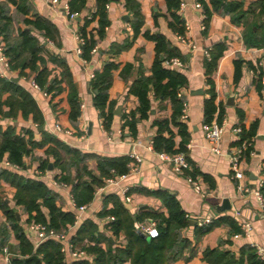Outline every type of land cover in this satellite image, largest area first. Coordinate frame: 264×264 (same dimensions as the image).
<instances>
[{
    "label": "crops",
    "instance_id": "1",
    "mask_svg": "<svg viewBox=\"0 0 264 264\" xmlns=\"http://www.w3.org/2000/svg\"><path fill=\"white\" fill-rule=\"evenodd\" d=\"M70 1L60 0L53 3L50 0H29L32 13L51 21L58 32L57 42L40 38L47 50L64 61L66 67L59 66L46 56L51 79L60 80L64 69H67L69 81H62L59 94L48 93L49 97L46 98L42 92L31 87L33 76H21L12 70L6 79H18L17 82H12L20 85L32 96L41 121H34L32 116L25 119L20 114L11 118L7 112L6 118L0 120V128L14 127L21 135L26 131H33L37 141L42 139L41 133L47 132L68 147L93 155L88 161V166L95 174L98 173V157H129L135 164L134 157L137 156L141 162L136 171H131L130 168V172L125 174V179H119L120 176L114 178L117 183L113 185H108L106 179L104 185L96 188L93 201L87 204L86 211L79 218L76 217V205L71 200V184L65 182L67 186L62 187L56 183L59 181L57 176L61 173L60 169L53 167L52 170H40L38 159L46 157L43 150H37L33 157L27 158L26 168L12 171L23 177L44 182L57 195V205L63 211L75 214V224L68 227V239L67 243H64L66 245L72 243V238L85 222L92 221L98 227L104 249L108 248L109 242L124 247L127 243L125 234L122 232L116 236L107 226L109 218L114 216H101L106 197L115 195L121 200L133 221L135 231L138 232L140 225L150 220L158 227V221L152 218L139 220L143 213L154 212L168 216L160 198V193H168L178 201L191 221V226L183 232L190 245L170 264H218L206 260L207 252L215 255L227 253L231 257V264H252L251 257L255 255L253 246L264 247V203H260L255 195V191L264 183V48L249 47L244 38L245 23H235L230 14L211 10L212 15L206 22L204 5L209 4V0H179L178 14L185 22L184 35L171 29L173 18L166 0H135L143 18L138 31L132 25L134 13L126 8V0H108L106 10L109 25L102 38L97 34L98 18L88 27L87 31L94 36L97 45L93 49L95 52L92 50L90 59H86L77 52V35L84 25L85 18L90 19L97 10L98 0H87L86 9L77 14L75 19H71L66 10ZM255 1L261 0H246L244 10ZM197 5L201 7L198 8ZM262 21L264 23V16ZM246 22L251 23L252 18ZM33 32L39 36L37 31ZM145 33L163 35L169 47L180 51L182 55V58H177L183 61L185 68H169L181 72L188 80V85L182 90L188 114V120L184 122L190 133L187 152L183 153L190 165L185 175L202 184L204 196L196 193L184 176H177L172 166L162 160L153 148L152 141L157 135L154 122L171 117L170 102L156 101L151 96L153 101L150 117L139 122L135 135L124 127L123 116L135 111L139 105L138 99L129 93L130 86L141 73H151L156 57V43L148 40L144 36ZM179 37L186 41L182 42ZM216 45H225L226 52L219 60L216 71L210 76V84L205 61L210 59V52ZM118 47L123 48L115 54L114 51ZM237 61L241 63L239 77ZM109 64L117 66L112 72L113 81L109 90V102L114 118L110 128L105 129L100 112L94 104L97 90L92 87V81L96 73L102 72ZM71 92L77 94L80 103V115L75 120L71 118ZM212 92L216 94L217 104L213 121L223 125L220 154L212 151L202 130V126L206 124L204 103L210 99ZM239 110L243 113V123ZM241 124H244L247 130L255 128V136L248 141L251 147L243 156L242 164L245 178L239 181L233 177L230 156L242 145L239 143L240 134L234 133V129H242ZM56 125L62 130L57 131ZM180 142L181 138L177 136L176 144L179 145ZM74 175L75 171L72 170V179ZM0 186L7 201L15 206V189L5 182ZM239 186L250 191L240 192ZM111 209L113 204L107 206V210ZM44 212L48 214L47 210ZM21 217V226L36 250L40 244L35 232L29 227L28 216L22 214ZM207 218L212 220L210 224H197L199 220ZM243 222L251 224L252 230L248 237L242 235ZM6 223V215L0 210V227ZM196 225L209 228V231L198 234ZM238 235L240 236L236 237ZM9 244L18 245L14 234ZM65 255L67 264H70L73 259L69 251ZM0 264H12L6 260L4 251L0 254Z\"/></svg>",
    "mask_w": 264,
    "mask_h": 264
},
{
    "label": "trees",
    "instance_id": "2",
    "mask_svg": "<svg viewBox=\"0 0 264 264\" xmlns=\"http://www.w3.org/2000/svg\"><path fill=\"white\" fill-rule=\"evenodd\" d=\"M87 0H71L69 11L71 14H81L86 9ZM169 11L173 18L170 27L178 34H185V22L178 14L179 0H166ZM246 0H209L205 4L207 14L206 22L210 19L212 12L222 11L232 15L235 23L244 22L246 25L245 40L249 47L264 48V0L251 3L244 10ZM108 0H98L97 10L91 18H85L84 25L79 34L85 38L82 57L90 59L92 50L97 42L87 30L93 20L99 19L97 34L102 38L105 29L109 25L106 4ZM126 8L134 13L132 25L138 31L142 23V14L135 0H126ZM14 9V10H13ZM252 22H246L249 18ZM25 26V27H23ZM254 29L256 31H254ZM37 31L39 36L33 31ZM57 29L54 24L46 18L32 13L29 0H6L0 2V39L5 42L6 55L10 59L11 68L21 76L32 77L36 83L47 93H60L59 85L69 81V73L64 69L62 80L51 79V71L47 66L46 56L50 61L64 68V61L53 56L40 40H52L57 42ZM148 40L156 43V57L149 75L141 73L137 80L130 86L129 93L138 99V108L123 116L124 127L135 135L140 121L147 120L152 111V98L156 101L170 102L172 115L170 118L157 120L154 127L157 135L153 138L152 145L156 152L176 155L187 152V143L190 138L189 128L181 119L185 108V96L182 90L188 85L184 74L172 70L166 66V62L174 57H181L180 51L170 48L167 39L163 35H152L145 33ZM123 47L114 51L118 54ZM226 52L225 45H216L210 52V59L205 61L206 75L208 79L216 71L219 60ZM241 63L236 62L237 77L240 76ZM117 66L107 65L102 72H98L92 81V87L97 90L94 104L103 119V126L109 129L114 118L112 105L109 102V90L112 85V72ZM208 82L211 84L210 79ZM71 106V118L77 119L80 115V103L76 93L69 95ZM7 112L11 118L18 114L25 119L30 116L34 121H41L40 113L32 96L20 85L9 79L0 78V120L6 118ZM217 112L216 94L212 92L210 99L204 103V122L211 123ZM243 123V113L239 110ZM221 121V118H220ZM242 132L239 135V143L251 141L255 136V128L247 130L241 124ZM42 139L36 140L35 132L26 131L24 135L17 132L14 127L0 128V161L8 160L20 168L27 167V158L33 157L34 152L43 150L45 158H39V168L42 171L54 168L60 169L61 173L57 179L63 183H70L72 196L78 207L90 204L94 199L96 188L104 185L105 180L117 178L130 172L133 160L129 157L121 158H97V174L89 169L88 161L93 155L82 153L68 147L53 135L43 132ZM181 138L179 145L176 137ZM75 171L72 179L71 172ZM2 182L15 189L12 206L2 188L0 189V210L6 215L7 223L0 227V254L8 247L12 264H67L66 255L62 252V244L54 239L43 242L36 250L28 239L27 232L21 226L22 214L28 216L30 224L40 223L57 233L66 232L69 226L75 224V214L65 212L57 205V195L42 181L23 177L10 169L0 168V185ZM1 187V186H0ZM168 216L159 213H143L138 218H152L158 221L159 236L148 240L135 231L132 219L121 200L111 195L106 197L101 216H114L115 220L108 223L109 230L116 236L124 233L126 245H116L109 242L108 248L102 247L103 241L98 227L92 221L85 222L77 231L72 243L77 248L84 250L88 257L81 260H73L70 264H170L175 262L189 247L190 241L183 232L191 226L186 213L182 210L178 201L168 193H160ZM113 204V209L107 210V206ZM18 208V209H16ZM16 210H18L19 215ZM48 211V214L44 212ZM196 227L198 234H205L209 228ZM12 231V233H11ZM14 234L18 245L11 246L10 238ZM255 252V250H254ZM207 252L205 258L209 262L218 264H231L227 253L215 255ZM37 256L40 261L29 260ZM252 264H264L258 256L252 255ZM230 262V263H229Z\"/></svg>",
    "mask_w": 264,
    "mask_h": 264
},
{
    "label": "built area",
    "instance_id": "3",
    "mask_svg": "<svg viewBox=\"0 0 264 264\" xmlns=\"http://www.w3.org/2000/svg\"><path fill=\"white\" fill-rule=\"evenodd\" d=\"M50 1L53 3H58L60 0H50ZM197 6H198V8L201 7V5H197ZM66 10L68 11L69 17L71 19H75L78 16L77 14H71L69 11V7H66ZM179 39L182 42L186 41L183 37H179ZM77 41L79 44V46L77 48V52L79 54H82L83 53V47L86 44V40L80 34H78L77 35ZM5 47H6L5 42L2 39H0V78H3V79L9 78L10 74L12 73L11 62H10V59L6 55V48ZM93 52H95V50H93ZM166 65L168 67L175 68V69H184L185 68L183 61L177 57L168 60L166 62ZM31 87L38 92H42L44 97H46V98L49 97V94L44 89H42V87H40V85L38 83H36L34 80L31 81ZM181 119L183 121L188 120V114H187L185 108H184L183 115H182ZM56 130L61 131L62 128L59 125H56ZM202 130H203L204 137H205L207 143L211 146L212 151L217 153V154H220L221 153L220 142H221L222 135H223V125L218 123L217 121H213L209 124H204L202 126ZM241 132H242L241 128L234 129L235 134L239 135V134H241ZM250 147H251V143L248 141H245L230 156V168H231V171L233 173V177L236 180L240 181V180H243L245 178V174H244V171L242 169L243 156L250 149ZM150 149L152 150L151 147H150ZM158 154L160 155L162 160L166 161L167 163H169L172 166V169L177 176H181V177L184 176L186 178L187 183L193 188V190L196 193L204 196L205 193L202 189V184L199 181H197L191 177H187L185 175L186 171H188L190 169V165H189V162H188L185 154H183V153L176 154V155H169L166 153H158ZM134 160H135V164L132 165L131 171H136L138 169L137 168L138 164L141 162V159L137 156L134 157ZM0 168L10 169V170H15V171H18L21 169L19 166L10 163L6 159H3L0 161ZM125 178H126V175H122L119 177V179H121V180L125 179ZM56 183L62 187L67 186L65 183L60 182V181H57ZM106 183L108 185L116 184L117 179H114V178L108 179V180H106ZM239 190H240V192H244V193H247L250 191L248 188L243 187V186H239ZM126 192H127V190L125 191V193ZM255 195H256L257 199L259 200V202L263 204L264 203V183L261 184L259 190L255 191ZM71 200L76 205L75 200H74L72 195H71ZM127 200L129 201L130 199L127 198ZM86 209H87V205L80 206V207H78L76 205V217L79 218L86 211ZM109 220L114 221L115 218L110 217ZM211 221L212 220L210 218H207V219L199 220L197 222V224L199 226H204L206 224H210ZM29 227L31 230H33L35 232L36 237H37L40 245L43 242H45L46 240L54 239V240H56L62 244V252L64 254L67 253V251H69L70 256L73 260H81V259H85L88 257V254L84 250L74 247V245L72 243H68L67 245L64 244V243H67L69 228L66 232L57 233L54 230H51V229L47 228L45 225L40 224V223L30 224ZM241 229H242V235L248 237L250 235L252 227H251V224H249L248 222H243L241 224ZM138 232L140 234L145 235V237H148L150 239H155L159 236L157 225L152 220L148 221L146 224H141ZM239 236L240 235H238L236 237H239ZM253 248H254L255 253L258 256V258L264 262V247H262L260 245H255V246H253ZM4 253L6 255V260L8 262L11 261L10 260L11 255H10L7 248L4 249Z\"/></svg>",
    "mask_w": 264,
    "mask_h": 264
},
{
    "label": "water",
    "instance_id": "4",
    "mask_svg": "<svg viewBox=\"0 0 264 264\" xmlns=\"http://www.w3.org/2000/svg\"><path fill=\"white\" fill-rule=\"evenodd\" d=\"M12 81L17 82L18 79H12ZM119 110H120V109H119ZM117 114H118V113H117ZM52 169H53V166H52V164H51V165H50V170H52ZM16 212H17V214L19 215L18 211H16ZM140 235H141L143 238H147L148 240H150V238L145 237V235H143V234H140ZM29 260H31V261H35L36 263L40 261V259H39L37 256H32V257L29 258Z\"/></svg>",
    "mask_w": 264,
    "mask_h": 264
}]
</instances>
